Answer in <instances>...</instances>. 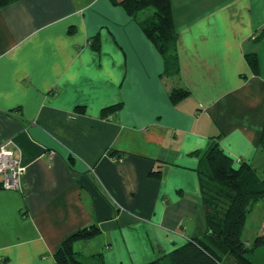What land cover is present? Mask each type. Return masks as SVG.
Returning a JSON list of instances; mask_svg holds the SVG:
<instances>
[{
  "label": "crops",
  "instance_id": "1",
  "mask_svg": "<svg viewBox=\"0 0 264 264\" xmlns=\"http://www.w3.org/2000/svg\"><path fill=\"white\" fill-rule=\"evenodd\" d=\"M170 2L176 78L162 74L140 22L110 0L0 8V142L11 139L26 167L21 190L0 188V264H56L60 243L91 224L100 234L74 243L87 264L98 252L105 264H146L201 234L191 153L210 137L264 173V34L255 39L264 0ZM176 85L190 93L172 104ZM119 102L113 117L101 115Z\"/></svg>",
  "mask_w": 264,
  "mask_h": 264
},
{
  "label": "trees",
  "instance_id": "2",
  "mask_svg": "<svg viewBox=\"0 0 264 264\" xmlns=\"http://www.w3.org/2000/svg\"><path fill=\"white\" fill-rule=\"evenodd\" d=\"M16 0H0V8ZM121 6L124 11L137 19L147 39L154 45L164 60L163 75L178 77L179 64L176 50L177 32L174 27L170 0H110ZM153 9L151 15L141 18L143 13ZM264 34L259 31L256 40ZM91 45L99 50L98 35L91 37ZM245 60L253 74L259 72L256 53L244 54ZM189 90L176 85L169 90L172 104L185 99ZM121 108L115 103L102 108L101 115L113 117ZM76 111L83 112V106ZM220 134L210 137L207 146L195 150L191 155L198 160L196 172L199 178L201 205L204 210V229L197 236L173 245L172 249L146 264H256L247 253L258 247L264 248V233L256 235L250 246L242 240L248 214L255 204L264 200V173L258 172L248 161L237 162L219 144ZM264 151V127L259 141ZM120 158V155L117 156ZM150 177L158 180L161 170H153ZM0 188L2 183L0 180ZM96 224L84 226L68 235L53 254L56 264H87L78 257L74 243L93 238L100 234ZM98 264H105L102 252L93 254ZM264 264V263H263Z\"/></svg>",
  "mask_w": 264,
  "mask_h": 264
},
{
  "label": "built area",
  "instance_id": "3",
  "mask_svg": "<svg viewBox=\"0 0 264 264\" xmlns=\"http://www.w3.org/2000/svg\"><path fill=\"white\" fill-rule=\"evenodd\" d=\"M13 144L11 139L0 142V180L5 189L21 190L26 167L15 155Z\"/></svg>",
  "mask_w": 264,
  "mask_h": 264
},
{
  "label": "rangeland",
  "instance_id": "4",
  "mask_svg": "<svg viewBox=\"0 0 264 264\" xmlns=\"http://www.w3.org/2000/svg\"><path fill=\"white\" fill-rule=\"evenodd\" d=\"M149 12H153V9L149 8ZM197 224L199 229L204 228V218L197 220ZM262 233H264V200L257 202L248 214L242 232V240L247 246H250L253 238ZM247 256L256 264H263L264 248L258 247L254 251L248 252Z\"/></svg>",
  "mask_w": 264,
  "mask_h": 264
}]
</instances>
